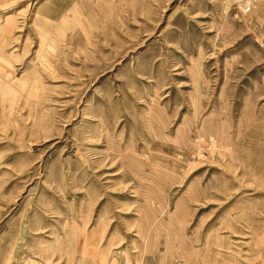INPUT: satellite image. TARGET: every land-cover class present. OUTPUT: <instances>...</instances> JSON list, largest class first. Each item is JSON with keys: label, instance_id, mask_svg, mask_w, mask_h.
<instances>
[{"label": "rangeland", "instance_id": "rangeland-1", "mask_svg": "<svg viewBox=\"0 0 264 264\" xmlns=\"http://www.w3.org/2000/svg\"><path fill=\"white\" fill-rule=\"evenodd\" d=\"M0 264H264V0H0Z\"/></svg>", "mask_w": 264, "mask_h": 264}, {"label": "built area", "instance_id": "built-area-1", "mask_svg": "<svg viewBox=\"0 0 264 264\" xmlns=\"http://www.w3.org/2000/svg\"><path fill=\"white\" fill-rule=\"evenodd\" d=\"M249 10H250L249 7H247V8L245 9L246 12H248Z\"/></svg>", "mask_w": 264, "mask_h": 264}]
</instances>
